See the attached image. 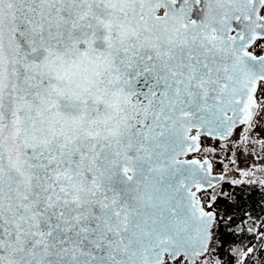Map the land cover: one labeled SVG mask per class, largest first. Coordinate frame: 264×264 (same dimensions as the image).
Returning <instances> with one entry per match:
<instances>
[{
  "label": "snow or ice",
  "instance_id": "6c2138e0",
  "mask_svg": "<svg viewBox=\"0 0 264 264\" xmlns=\"http://www.w3.org/2000/svg\"><path fill=\"white\" fill-rule=\"evenodd\" d=\"M262 154L264 0H0V264H264Z\"/></svg>",
  "mask_w": 264,
  "mask_h": 264
},
{
  "label": "trees",
  "instance_id": "16d2710c",
  "mask_svg": "<svg viewBox=\"0 0 264 264\" xmlns=\"http://www.w3.org/2000/svg\"><path fill=\"white\" fill-rule=\"evenodd\" d=\"M209 143H213L209 141ZM199 158H203V154L201 153ZM209 158L212 160L213 163V171L217 173H222L224 171L223 165L221 164V167L219 166V158L218 157H213L209 156ZM222 158V157H220ZM225 163H229L228 159H225ZM232 168V165L229 167V171ZM228 171V172H229ZM228 178H237L236 176H233L229 173H227ZM226 191H231L236 193L237 199L239 200L241 204V209L239 211L244 212V213H252L254 216L260 217L264 216V213L261 212V206L264 205V190H262L259 185H241V186H232L228 185L225 188ZM253 244H256L257 242L253 239ZM257 258L259 257V253L256 254ZM229 259L228 255L225 254L223 256V260L227 261Z\"/></svg>",
  "mask_w": 264,
  "mask_h": 264
},
{
  "label": "rangeland",
  "instance_id": "374dc122",
  "mask_svg": "<svg viewBox=\"0 0 264 264\" xmlns=\"http://www.w3.org/2000/svg\"><path fill=\"white\" fill-rule=\"evenodd\" d=\"M189 155H191V154H189ZM262 155H264V154H262ZM262 163H264V161L258 160L255 156L250 157V158H247V159L242 158V157L237 159V165L240 168H245V169L251 167L252 165L259 166ZM219 166L221 167V164L220 163H219ZM235 167L236 166H232V168L230 169V171L228 173L231 174V175H233V176H236L237 178H240L239 175L235 171Z\"/></svg>",
  "mask_w": 264,
  "mask_h": 264
},
{
  "label": "water",
  "instance_id": "95a60500",
  "mask_svg": "<svg viewBox=\"0 0 264 264\" xmlns=\"http://www.w3.org/2000/svg\"><path fill=\"white\" fill-rule=\"evenodd\" d=\"M188 158H192V157H188ZM213 174H214V175H219L220 173H217V172H214V171H213Z\"/></svg>",
  "mask_w": 264,
  "mask_h": 264
},
{
  "label": "flooded vegetation",
  "instance_id": "af4514ba",
  "mask_svg": "<svg viewBox=\"0 0 264 264\" xmlns=\"http://www.w3.org/2000/svg\"><path fill=\"white\" fill-rule=\"evenodd\" d=\"M257 52L259 53L260 52V49H257ZM189 157H192V154L189 155ZM197 158H199V157H197Z\"/></svg>",
  "mask_w": 264,
  "mask_h": 264
}]
</instances>
